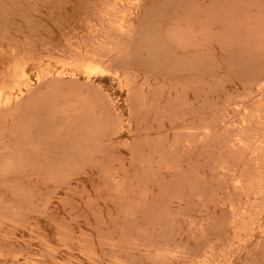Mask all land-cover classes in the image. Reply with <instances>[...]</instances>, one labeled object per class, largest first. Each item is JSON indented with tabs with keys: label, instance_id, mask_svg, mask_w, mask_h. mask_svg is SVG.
I'll return each instance as SVG.
<instances>
[{
	"label": "rangeland",
	"instance_id": "1",
	"mask_svg": "<svg viewBox=\"0 0 264 264\" xmlns=\"http://www.w3.org/2000/svg\"><path fill=\"white\" fill-rule=\"evenodd\" d=\"M0 85V264H264V0H0Z\"/></svg>",
	"mask_w": 264,
	"mask_h": 264
},
{
	"label": "bare ground",
	"instance_id": "2",
	"mask_svg": "<svg viewBox=\"0 0 264 264\" xmlns=\"http://www.w3.org/2000/svg\"><path fill=\"white\" fill-rule=\"evenodd\" d=\"M96 63V62H95ZM85 64V63H84ZM100 64V63H99ZM124 64V63H123ZM63 65V64H62ZM66 65V64H65ZM83 65V64H82ZM23 66V65H22ZM68 66V65H67ZM69 66H70V64H69ZM69 66H68V68H69ZM102 66V65H101ZM19 67V66H18ZM25 66H23V68H24ZM110 67V66H109ZM20 68V67H19ZM19 68H17L16 67V71H15V80H17V79H20V80H22L23 79V81H24V79L28 76V75H26V73L24 72L25 70H21V69H19ZM79 69H81V71H82V73L83 74H85L88 78L91 76V75H95V74H99V72L101 71V73H105L106 71L105 70H100L99 68H97V67H95V66H85L84 65V67H80ZM102 69V68H101ZM106 69V68H105ZM14 70H15V68H14ZM13 70V71H14ZM111 70V69H110ZM28 71V70H27ZM26 71V72H27ZM50 71V70H49ZM103 71V72H102ZM56 73H59V72H56ZM108 72H106L105 74H107ZM67 74V73H66ZM72 74H74V73H72ZM110 74V73H109ZM14 75V74H13ZM114 75V74H113ZM73 76V75H72ZM115 77V76H114ZM22 78V79H21ZM121 79V78H120ZM123 79V78H122ZM19 80V81H20ZM119 80V79H118ZM124 80V79H123ZM11 81V80H10ZM18 81V82H19ZM25 81H27V80H25ZM14 82H16V81H14ZM26 83V82H25ZM24 83V84H25ZM16 84V83H15ZM20 84V83H19ZM23 84V83H22ZM127 84V83H126ZM17 85V84H16ZM27 85V84H26ZM1 86V85H0ZM11 86V85H10ZM15 86V85H14ZM23 86V85H22ZM127 86V85H126ZM17 87H18V85H17ZM16 86H15V89L17 88ZM11 88V87H10ZM2 90H4V88H2ZM1 90V91H2ZM6 90V89H5ZM10 89H8L7 88V91H9ZM24 90V89H23ZM18 91V90H17ZM11 92V91H10ZM20 90L18 91V93L16 94V95H10V96H5L6 98H5V101H9L10 99H12V98H15L16 99V97L18 96V94H20ZM102 93V92H101ZM23 94V93H22ZM116 94V93H115ZM127 95V94H126ZM120 96V95H119ZM118 97V96H117ZM116 97V99H119V98H117ZM121 97V96H120ZM3 99V96H1L0 97V99ZM2 99H1V101H2ZM115 99V100H116ZM12 100H14V99H12ZM20 100V99H19ZM114 100V101H115ZM4 101V102H5ZM118 101L119 100H117V103H118ZM116 102V101H115ZM15 104V103H14ZM7 111V110H6ZM130 116V115H129ZM15 181V180H14ZM15 184V183H14ZM16 187H18V186H16ZM37 196V195H36ZM39 197V196H38ZM33 198V197H32ZM42 198V197H41ZM48 198V197H47ZM43 199H44V197H43ZM37 202V201H36ZM48 202V201H47ZM29 204V203H28ZM21 211V210H20ZM1 213V212H0ZM3 214V213H2ZM23 215V214H22ZM5 220V219H4ZM11 222V221H10ZM1 223V222H0ZM10 224H12V223H10ZM3 225V224H2ZM12 225H14V224H12ZM1 226V225H0ZM12 229V228H11ZM3 235H4V233H3ZM5 236V235H4ZM2 238H4V237H2ZM5 241V240H4ZM1 242V241H0ZM17 257V256H16ZM49 257V256H48ZM52 258V257H51ZM10 261H11V259H10Z\"/></svg>",
	"mask_w": 264,
	"mask_h": 264
}]
</instances>
